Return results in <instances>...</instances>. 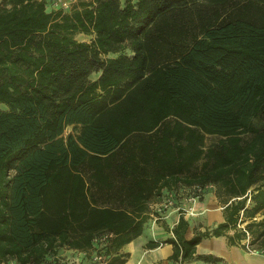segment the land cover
<instances>
[{"label": "trees", "instance_id": "obj_1", "mask_svg": "<svg viewBox=\"0 0 264 264\" xmlns=\"http://www.w3.org/2000/svg\"><path fill=\"white\" fill-rule=\"evenodd\" d=\"M211 184L225 220L182 215L174 257L232 228L264 250V0L2 1L0 264H125L166 188Z\"/></svg>", "mask_w": 264, "mask_h": 264}, {"label": "crops", "instance_id": "obj_2", "mask_svg": "<svg viewBox=\"0 0 264 264\" xmlns=\"http://www.w3.org/2000/svg\"><path fill=\"white\" fill-rule=\"evenodd\" d=\"M71 126L73 127V125L68 127ZM181 190L184 192H180ZM181 190L179 188L172 189V191L168 188L164 190L163 200L167 194H176L173 197V205L164 211H159L160 203L163 200L151 203V217L143 234L126 243L120 250V253H124V257L127 259L125 264H264V250L260 249L261 251L258 252L248 250L245 245L247 238L237 243L230 241V234H234L236 228H232L227 234L220 236L204 237L197 245L195 255L190 259L184 260L181 256L175 258V244L167 239L175 236L171 228L179 222L182 215L190 222L186 231L187 238L193 237L198 230L213 228L225 220L224 207L217 203L218 199L216 200L214 195L203 192L196 201L192 202L188 195L195 189L191 190V187H187ZM179 192L180 195L182 193L184 195L177 197ZM188 208H192L194 213L186 212ZM217 210L220 212L217 213ZM147 229L149 231L147 237L142 238ZM150 241L159 242V245L150 247L148 245ZM72 250L76 255L73 260L77 261L76 264H90L87 262L86 253Z\"/></svg>", "mask_w": 264, "mask_h": 264}, {"label": "built area", "instance_id": "obj_3", "mask_svg": "<svg viewBox=\"0 0 264 264\" xmlns=\"http://www.w3.org/2000/svg\"><path fill=\"white\" fill-rule=\"evenodd\" d=\"M75 2L76 0H55V5L63 6L66 9H70L74 5ZM202 191H203V187L199 186L194 192L188 195L189 200H191L192 202L196 201L199 198ZM173 197H175V194H171V193L167 197H165V199L160 203L159 211H164L166 210L167 207L173 205L174 203ZM186 212L194 213V210H192V208H188L186 209ZM109 237H110V234L105 233V234H102V236L97 237L96 239L99 242L106 243V240H108ZM250 241L251 240H250V233H249L248 239L246 240L247 249L250 251L258 252L260 249L253 247ZM91 264H109V259L104 253L103 249H96L94 251L93 256L91 258Z\"/></svg>", "mask_w": 264, "mask_h": 264}, {"label": "rangeland", "instance_id": "obj_4", "mask_svg": "<svg viewBox=\"0 0 264 264\" xmlns=\"http://www.w3.org/2000/svg\"><path fill=\"white\" fill-rule=\"evenodd\" d=\"M2 1L3 0H0V4L2 3ZM94 37V35H92V34H87V33H84V32H81V33H78L77 34V38H79L80 40H87V41H91L92 40V38ZM72 129H73V127L71 126V127H68L67 128V131H66V133H68V132H70V131H72ZM217 139V136L216 135H208V138H207V141H208V143H211V142H213L214 140H216ZM206 192L209 194V195H214L215 197H216V200L218 199V204L219 205H221V203L219 202V197H218V195H217V187L216 186H214V185H210L209 187H208V189H206ZM214 197V198H215ZM246 224H247V221H243V222H241L240 223V227H242V228H245V226H246ZM148 233H149V231H148V229L145 231V233H144V236L142 237V238H144V237H147V235H148ZM248 239V238H247ZM246 239V240H247ZM254 247V246H253ZM63 253H62V257L65 259V264H76V263H72V260H73V258H75L76 257V255H75V252L73 251V250H71V249H69V250H65L64 248H63V251H62ZM91 254L93 255V252L92 253H90V255L88 254L87 255V258H88V261L87 262H90V264H91ZM69 263H68V262ZM71 261V262H70ZM77 262V261H76ZM87 264H89V263H87Z\"/></svg>", "mask_w": 264, "mask_h": 264}, {"label": "bare ground", "instance_id": "obj_5", "mask_svg": "<svg viewBox=\"0 0 264 264\" xmlns=\"http://www.w3.org/2000/svg\"><path fill=\"white\" fill-rule=\"evenodd\" d=\"M214 212H215V211H214ZM218 212H220V211L217 210V213H218ZM219 214H220V213H219Z\"/></svg>", "mask_w": 264, "mask_h": 264}]
</instances>
